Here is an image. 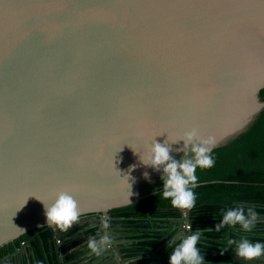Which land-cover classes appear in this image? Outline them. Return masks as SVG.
I'll return each mask as SVG.
<instances>
[{
	"label": "water",
	"instance_id": "water-1",
	"mask_svg": "<svg viewBox=\"0 0 264 264\" xmlns=\"http://www.w3.org/2000/svg\"><path fill=\"white\" fill-rule=\"evenodd\" d=\"M192 129L217 141L196 173L260 163L258 145L225 147L264 137V0H0V248L41 228L64 240L45 208L61 191L104 221L158 199L146 157L166 141L193 158ZM171 223L195 234L189 210Z\"/></svg>",
	"mask_w": 264,
	"mask_h": 264
},
{
	"label": "trees",
	"instance_id": "trees-1",
	"mask_svg": "<svg viewBox=\"0 0 264 264\" xmlns=\"http://www.w3.org/2000/svg\"><path fill=\"white\" fill-rule=\"evenodd\" d=\"M258 145L261 147L260 163L244 168L211 175L207 172L195 173L198 186L193 189L196 195L195 206L189 211L192 221L191 230L202 235L197 242L200 255L204 257L203 264H243L235 262L237 243L241 238H247L251 243L264 244V137L249 140L225 147L226 150ZM162 193V192H161ZM243 205L245 212L254 208L258 220L251 231L242 230L239 224L225 225L219 231L215 226L221 222L223 215L237 205ZM180 209L171 205V198L164 199L160 194L156 200L143 202L131 207L119 208L109 212L112 225L130 235L128 238L137 242V250H158L162 264H168L172 252L180 245L176 240L175 224L182 216ZM43 229V228H42ZM100 227L93 232L99 233ZM35 231L28 232L18 239L0 248V260L13 253L22 242L31 238ZM43 249L40 251L38 264H59L60 252L53 250V243L48 241L49 234L42 235ZM84 240L81 236L69 237L63 242L61 252L67 254L73 247ZM236 241L237 243H229ZM264 260V257L259 258ZM260 264V263H254Z\"/></svg>",
	"mask_w": 264,
	"mask_h": 264
},
{
	"label": "clouds",
	"instance_id": "clouds-1",
	"mask_svg": "<svg viewBox=\"0 0 264 264\" xmlns=\"http://www.w3.org/2000/svg\"><path fill=\"white\" fill-rule=\"evenodd\" d=\"M181 140L184 141V146L178 151L185 152L191 145V152L194 153L193 158L177 161L170 155L171 149L166 141L163 144L155 141L146 159L148 165L154 169L160 170L162 168V175L166 176V179H163L162 197L164 199L171 198L172 207L190 211L195 206L196 201V195L193 191L198 186L196 169L197 167L208 169L214 166L215 161L211 153L217 141L214 136L198 137L196 129L185 132ZM144 177L150 182V176L147 172L144 173ZM45 208L47 224L50 227L55 226V229H59L62 233L72 228L81 215L78 201L64 191L59 192L54 202ZM185 215H187L186 212ZM257 220L258 213L254 208H248L246 213L245 207L238 204L235 208L224 213L223 219L215 226V229L219 231L225 225L235 226L239 224L242 230L251 231ZM102 227L107 229L109 227L108 222L103 221ZM201 235L202 233L197 231L194 235H189L183 239L170 255L168 264H203L204 257L200 255V250L196 247ZM110 242L108 236H103L98 241L90 239L87 246L93 254L99 256ZM229 243L237 242L230 241ZM235 255L245 261L259 259L264 257V244L259 242L253 244L247 238L242 237L237 243Z\"/></svg>",
	"mask_w": 264,
	"mask_h": 264
},
{
	"label": "flooded vegetation",
	"instance_id": "flooded-vegetation-1",
	"mask_svg": "<svg viewBox=\"0 0 264 264\" xmlns=\"http://www.w3.org/2000/svg\"><path fill=\"white\" fill-rule=\"evenodd\" d=\"M109 214V213H108ZM111 216V214H109ZM112 217V216H111ZM103 219L99 214H88L82 215L79 217L77 223L73 225L72 228L68 229L67 232H58L61 233L62 237L71 238L73 236L78 237L81 236L84 240L73 247L67 254H63L61 252V248L63 247L64 240H61L56 236V232H50L47 229H37L32 234L31 238L27 241H24L20 244V246L31 239H34L32 243L29 244V249L24 252L20 249V246L15 250L19 251L17 256H14L10 261L8 260L7 264H38L40 251L43 249V238L42 235L47 232L49 234V239L53 243V250L55 252H60L58 255V263L59 264H122L123 262H128V264H162L161 257L158 254V250L152 249L149 252L147 250H137L136 245L137 242L133 243L128 237V233L122 232L119 230V227L116 225H112L113 218L111 220L108 219V227L104 229L102 227ZM91 224V225H90ZM100 227L101 231L99 233H94L93 231ZM178 225L175 226L176 236H178ZM108 231V237H110V233L112 232V237L114 240H118L120 242H124L122 245L113 248V246H105L103 251H101L100 255L97 256L91 252L88 248V241L90 239L100 240L101 235L103 236V232ZM113 241V240H112ZM183 241V240H182ZM62 245V247H60ZM119 250V253L116 252L117 260L114 261V258H108V252L113 253ZM14 251V252H15ZM13 252V253H14ZM12 254V253H11ZM9 254V255H11ZM120 254V257L119 255ZM9 255L4 257L1 260L6 259ZM0 260V261H1Z\"/></svg>",
	"mask_w": 264,
	"mask_h": 264
},
{
	"label": "crops",
	"instance_id": "crops-1",
	"mask_svg": "<svg viewBox=\"0 0 264 264\" xmlns=\"http://www.w3.org/2000/svg\"><path fill=\"white\" fill-rule=\"evenodd\" d=\"M235 260V262H239V263H243V264H254V261H245L244 259L240 258V257H235L233 258Z\"/></svg>",
	"mask_w": 264,
	"mask_h": 264
},
{
	"label": "built area",
	"instance_id": "built-area-1",
	"mask_svg": "<svg viewBox=\"0 0 264 264\" xmlns=\"http://www.w3.org/2000/svg\"><path fill=\"white\" fill-rule=\"evenodd\" d=\"M184 230H185L186 232L191 231V226L188 225V224L184 225ZM187 237H188V235L186 236V238H187Z\"/></svg>",
	"mask_w": 264,
	"mask_h": 264
}]
</instances>
